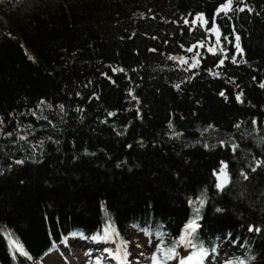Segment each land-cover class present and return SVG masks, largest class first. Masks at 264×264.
Masks as SVG:
<instances>
[{"label":"trees","instance_id":"16d2710c","mask_svg":"<svg viewBox=\"0 0 264 264\" xmlns=\"http://www.w3.org/2000/svg\"><path fill=\"white\" fill-rule=\"evenodd\" d=\"M227 3L0 0V264L130 233L264 264V0Z\"/></svg>","mask_w":264,"mask_h":264},{"label":"rangeland","instance_id":"374dc122","mask_svg":"<svg viewBox=\"0 0 264 264\" xmlns=\"http://www.w3.org/2000/svg\"><path fill=\"white\" fill-rule=\"evenodd\" d=\"M8 4H14L17 0H4ZM225 173V172H224ZM227 181V177L220 173L216 176L217 186L221 188ZM126 244L119 238H111L105 244L89 247L78 242H70L63 248L51 254L42 264H159L155 262V241L130 233L125 235ZM224 250H219V255L214 262L209 264H227L234 258ZM124 254L125 258L123 257ZM122 255V257H121ZM122 258V259H120ZM118 264V263H117ZM170 264H207L202 257L187 258L176 256Z\"/></svg>","mask_w":264,"mask_h":264},{"label":"snow or ice","instance_id":"6c2138e0","mask_svg":"<svg viewBox=\"0 0 264 264\" xmlns=\"http://www.w3.org/2000/svg\"><path fill=\"white\" fill-rule=\"evenodd\" d=\"M231 4H232V0H228V3L225 4V5L222 7L221 11H224V12L229 11V10L231 9ZM240 10L243 11V9H240ZM197 19H202V17H198ZM236 39H237V41H238V40H239V37H236ZM236 47H237V49H239V44H238V43H237ZM189 50L191 51V49H189ZM221 63H223V61H221ZM262 87H264V85H262ZM221 174L224 175V176L226 177V173H224V170H223V169L221 170ZM225 182H227L226 179H225ZM218 186H221V185H218ZM196 227H197V225L195 224V221H193L192 223H190V224L188 225V228H189V229H192V230H195ZM202 255H204V253H200V254H199V256H202ZM190 259H191V258H190Z\"/></svg>","mask_w":264,"mask_h":264},{"label":"bare ground","instance_id":"6f19581e","mask_svg":"<svg viewBox=\"0 0 264 264\" xmlns=\"http://www.w3.org/2000/svg\"><path fill=\"white\" fill-rule=\"evenodd\" d=\"M120 259H122V258H120ZM117 263L120 264L118 261H117ZM117 263H115V264H117Z\"/></svg>","mask_w":264,"mask_h":264}]
</instances>
